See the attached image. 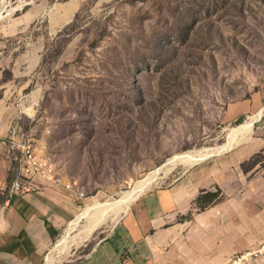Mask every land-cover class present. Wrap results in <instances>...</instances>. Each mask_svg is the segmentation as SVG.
Instances as JSON below:
<instances>
[{
    "label": "rangeland",
    "instance_id": "374dc122",
    "mask_svg": "<svg viewBox=\"0 0 264 264\" xmlns=\"http://www.w3.org/2000/svg\"><path fill=\"white\" fill-rule=\"evenodd\" d=\"M263 86L264 0H0V124L32 139L80 210L178 153L226 146ZM188 166H167L143 192ZM113 213L81 218L43 264L84 257ZM244 252L264 264V243Z\"/></svg>",
    "mask_w": 264,
    "mask_h": 264
},
{
    "label": "crops",
    "instance_id": "0c3cea01",
    "mask_svg": "<svg viewBox=\"0 0 264 264\" xmlns=\"http://www.w3.org/2000/svg\"><path fill=\"white\" fill-rule=\"evenodd\" d=\"M247 111L249 127L137 196L73 264H227L264 243V86L241 106ZM10 137L0 124V264H43L80 201L50 187L9 192L17 169Z\"/></svg>",
    "mask_w": 264,
    "mask_h": 264
},
{
    "label": "built area",
    "instance_id": "2783aa9c",
    "mask_svg": "<svg viewBox=\"0 0 264 264\" xmlns=\"http://www.w3.org/2000/svg\"><path fill=\"white\" fill-rule=\"evenodd\" d=\"M11 148L14 152L17 150L19 155H13L18 163L15 176L9 185V192L23 193L50 187L78 197L77 190L70 182L65 181L55 165L40 157L31 138L21 135L18 140H12ZM250 253L235 254L227 264H247Z\"/></svg>",
    "mask_w": 264,
    "mask_h": 264
},
{
    "label": "bare ground",
    "instance_id": "6f19581e",
    "mask_svg": "<svg viewBox=\"0 0 264 264\" xmlns=\"http://www.w3.org/2000/svg\"><path fill=\"white\" fill-rule=\"evenodd\" d=\"M252 119L253 118L250 117V119L244 122L243 124L236 127H232L230 129L229 139H234L238 134L242 133L247 127H249ZM224 147L225 145L223 144L221 146L203 147L201 149L178 153L174 155L171 159H169L168 162H166L165 164L167 166H172L175 163L182 165H190L191 163L197 162L212 153L222 150ZM166 165L155 168L154 170L148 172L144 176V178L135 182L134 187L121 193L118 199L114 200L113 202L94 203L92 205L82 207L79 213L74 217V219L68 222L60 239H58L57 242L53 245V250L60 251L67 244L71 231L77 226L81 218L86 217L90 219L99 213L102 214L104 212L109 211L114 212L113 214L121 211L122 213H125L129 208L131 202L137 196H139L144 191V189H146L150 184H152V182L156 179L157 174L161 170L166 171L168 169Z\"/></svg>",
    "mask_w": 264,
    "mask_h": 264
},
{
    "label": "trees",
    "instance_id": "16d2710c",
    "mask_svg": "<svg viewBox=\"0 0 264 264\" xmlns=\"http://www.w3.org/2000/svg\"><path fill=\"white\" fill-rule=\"evenodd\" d=\"M200 201V198H198V202Z\"/></svg>",
    "mask_w": 264,
    "mask_h": 264
}]
</instances>
